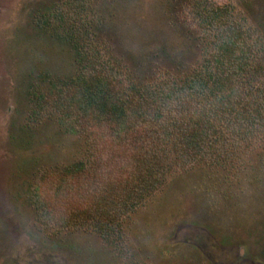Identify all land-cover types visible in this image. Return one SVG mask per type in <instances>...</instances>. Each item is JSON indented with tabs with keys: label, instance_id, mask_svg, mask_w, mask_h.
<instances>
[{
	"label": "rangeland",
	"instance_id": "rangeland-1",
	"mask_svg": "<svg viewBox=\"0 0 264 264\" xmlns=\"http://www.w3.org/2000/svg\"><path fill=\"white\" fill-rule=\"evenodd\" d=\"M73 1L87 42L138 84L180 78L203 56L193 0H0V264H264V131L245 160L170 173L123 215L120 236L75 222L97 214L126 160L104 149L96 174L74 179L63 171L90 144L31 115L33 78L77 67L36 18ZM231 1L264 40V0Z\"/></svg>",
	"mask_w": 264,
	"mask_h": 264
},
{
	"label": "trees",
	"instance_id": "trees-1",
	"mask_svg": "<svg viewBox=\"0 0 264 264\" xmlns=\"http://www.w3.org/2000/svg\"><path fill=\"white\" fill-rule=\"evenodd\" d=\"M75 9L68 2L36 18L70 47L77 67L67 77L33 78L31 115L55 117L90 144L86 161L63 171L74 179L94 176L105 150L109 160H126L121 184L103 188L111 196L94 207L97 214H75L76 223L120 236L123 215L161 191L173 171L228 167L250 154L264 131V40L231 0H193L203 29L200 62L180 78L138 84L87 42Z\"/></svg>",
	"mask_w": 264,
	"mask_h": 264
}]
</instances>
